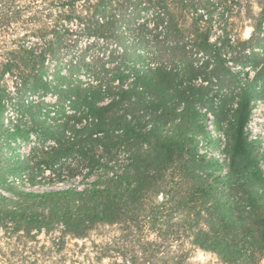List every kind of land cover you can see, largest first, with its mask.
Listing matches in <instances>:
<instances>
[{"label":"trees","instance_id":"trees-1","mask_svg":"<svg viewBox=\"0 0 264 264\" xmlns=\"http://www.w3.org/2000/svg\"><path fill=\"white\" fill-rule=\"evenodd\" d=\"M79 1L4 13L5 26L27 29L0 60V220L56 223L77 238L118 226L107 248L122 264H186L196 249L262 264L264 154L247 128L264 102V0H220L218 25L191 16L188 0H122L145 5L150 21L127 32L125 18L100 16L91 31L105 50L63 68ZM113 1L86 0L101 13ZM242 9L248 38L230 23Z\"/></svg>","mask_w":264,"mask_h":264},{"label":"rangeland","instance_id":"rangeland-1","mask_svg":"<svg viewBox=\"0 0 264 264\" xmlns=\"http://www.w3.org/2000/svg\"><path fill=\"white\" fill-rule=\"evenodd\" d=\"M31 0H0V60L5 53V49L13 47L17 42L22 40V36L26 29L21 24L13 23L5 26L7 22L4 19V13L7 6H20ZM116 1V2H115ZM106 5L107 11L101 13L96 8V3L89 4L86 0H81L76 5L77 14L81 17L71 22V31L65 32L63 38L64 43L60 47V64L63 68H67V61L76 58L80 54L88 56L98 54L107 47L105 42L108 40L98 38V34H92L94 26H97V19L100 16L117 18H125L123 27L127 32L128 28L138 30L139 23L149 22L151 13L146 9L145 5H133L130 2L115 0ZM191 4V16L200 14L205 19L211 18L219 24L222 19V6L220 0H188ZM135 6V7H134ZM5 8V9H4ZM194 9L195 13L194 14ZM98 10V11H97ZM197 11V12H196ZM260 11L256 2L253 4L252 15L258 14ZM242 9L235 13L230 21L235 31L242 38L250 37L253 31V21L251 16ZM103 18V17H102ZM101 18V19H102ZM100 19V21H102ZM216 25V26H217ZM215 31L218 33V27ZM129 35V34H128ZM134 36V35H133ZM129 37V36H128ZM131 38V37H129ZM30 38H25V40ZM14 42V44H12ZM51 70H53L56 61L52 59ZM7 82L13 87L12 77L7 78ZM47 101H55L50 96ZM9 115H14L13 111H9ZM212 128V125H211ZM213 133L221 136L219 131L212 128ZM248 134L256 141V153L264 154V102L258 101L254 108L252 120L247 128ZM222 138V137H220ZM35 139L30 143L20 146L19 151L27 155L31 149ZM224 140L216 142L215 147L220 157L224 155L219 148ZM205 150H207V145ZM264 170V160L262 161ZM48 173V172H47ZM120 230L118 226L101 225L89 233L87 238H77L71 235L63 234V227L58 224H50L42 228L31 227L26 228L20 222L12 220H0V264H122V259L118 253L108 250L107 247L115 248L119 241ZM186 264H225L217 254L196 249L192 252ZM264 264V259L262 261Z\"/></svg>","mask_w":264,"mask_h":264}]
</instances>
